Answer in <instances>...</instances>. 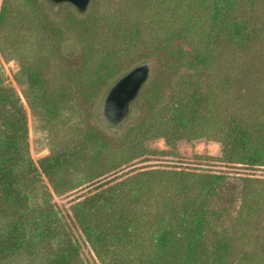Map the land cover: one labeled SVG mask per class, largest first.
Returning a JSON list of instances; mask_svg holds the SVG:
<instances>
[{
	"label": "rangeland",
	"instance_id": "obj_1",
	"mask_svg": "<svg viewBox=\"0 0 264 264\" xmlns=\"http://www.w3.org/2000/svg\"><path fill=\"white\" fill-rule=\"evenodd\" d=\"M214 7L215 0H91L81 14L69 3L54 8L47 0H0V90H14L20 99L28 128L25 156L36 167L23 172L22 185L34 187L30 207L40 225L46 222L42 212L54 207L58 231L0 264H45L67 236L79 240L83 264H113L116 258L136 264L147 254L155 215L178 202L172 187H200L207 175L221 177L210 203L218 234L235 242L229 264H264V164L228 160L223 142L235 122L264 137V0H236L229 8L245 23V44L213 30ZM198 51L210 59L205 68L191 66ZM143 64L151 66V76L131 120L112 129L100 115L106 95ZM186 88L210 98L200 124L205 136L173 145L151 136ZM12 112L6 106L0 115L10 119ZM51 157L63 164L49 178L40 163ZM112 187L152 192L137 206L140 229L127 233L135 244L112 248L102 261L72 209ZM244 187L261 193L263 211L254 221L242 217ZM11 215L0 201V228Z\"/></svg>",
	"mask_w": 264,
	"mask_h": 264
},
{
	"label": "trees",
	"instance_id": "obj_2",
	"mask_svg": "<svg viewBox=\"0 0 264 264\" xmlns=\"http://www.w3.org/2000/svg\"><path fill=\"white\" fill-rule=\"evenodd\" d=\"M235 4L236 0H215L212 28L225 32L234 44H245L249 41L245 23L237 22L229 13V8L232 9ZM209 60L198 51L191 66L195 68L202 65L205 68ZM39 80L38 76L32 77V82L38 83ZM10 92L0 90V110L9 106L14 111L10 119L0 115V201L4 205L8 204L12 213L9 224L0 228V262L31 249L36 239L58 236L57 229L53 227L54 218L57 217L54 207L50 206L42 212L41 216H44L46 222L40 225L36 213L34 215L30 207L34 187L22 185L23 172L32 168L36 170V167L25 156L28 128L27 120L17 106L20 99L14 90ZM210 102L209 96L201 90L184 89L181 97L167 108L164 124L154 127L149 134L165 138L170 145L183 138L191 140L204 137L205 132L200 124ZM256 136L261 138L259 143L254 141ZM223 142L228 160L248 165L264 164V137L260 135V130L257 133L253 127L235 122ZM62 164L59 157H51L41 161L40 168L43 174L51 178L54 170ZM220 179L219 176L207 175L199 182L200 187H172L174 201L178 202L155 215L149 225L151 240L147 254L139 256L136 264L230 263L235 242L231 237L218 234L214 222L216 213L212 211L210 203L217 188L213 185ZM151 188L112 187L73 207L76 223L99 259L104 261L111 257V253L114 254L112 248L116 246L134 243L127 237V233L131 228L134 231L140 229L135 221L138 216L137 206L144 193L152 192ZM260 200L261 193L252 187H244L241 213L245 222L260 217L263 211ZM38 228L42 230L40 234L36 233ZM80 248L79 240L67 236L45 264H83L80 261ZM244 260L250 259L245 255ZM112 262L121 264L122 260L116 258Z\"/></svg>",
	"mask_w": 264,
	"mask_h": 264
},
{
	"label": "water",
	"instance_id": "obj_3",
	"mask_svg": "<svg viewBox=\"0 0 264 264\" xmlns=\"http://www.w3.org/2000/svg\"><path fill=\"white\" fill-rule=\"evenodd\" d=\"M54 8L64 4L73 5L81 14L87 12L91 0H47ZM151 76L149 64L140 65L114 83L101 108V119L110 128L131 120L135 102L148 84Z\"/></svg>",
	"mask_w": 264,
	"mask_h": 264
}]
</instances>
